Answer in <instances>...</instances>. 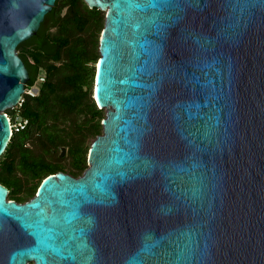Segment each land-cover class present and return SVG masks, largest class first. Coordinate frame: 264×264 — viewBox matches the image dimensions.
Masks as SVG:
<instances>
[{
	"label": "water",
	"instance_id": "95a60500",
	"mask_svg": "<svg viewBox=\"0 0 264 264\" xmlns=\"http://www.w3.org/2000/svg\"><path fill=\"white\" fill-rule=\"evenodd\" d=\"M55 1L0 0V154ZM85 1L103 131L81 175L0 183V264H264V0Z\"/></svg>",
	"mask_w": 264,
	"mask_h": 264
},
{
	"label": "trees",
	"instance_id": "16d2710c",
	"mask_svg": "<svg viewBox=\"0 0 264 264\" xmlns=\"http://www.w3.org/2000/svg\"><path fill=\"white\" fill-rule=\"evenodd\" d=\"M105 14L85 0H56L36 33L17 46L29 71L27 84L41 71L46 77L38 95L24 94L19 108L5 109L10 117L18 109L29 118L0 154V183L13 198L34 195L49 174L79 176L88 167V139L103 131L93 86Z\"/></svg>",
	"mask_w": 264,
	"mask_h": 264
},
{
	"label": "built area",
	"instance_id": "2783aa9c",
	"mask_svg": "<svg viewBox=\"0 0 264 264\" xmlns=\"http://www.w3.org/2000/svg\"><path fill=\"white\" fill-rule=\"evenodd\" d=\"M45 72L41 71L36 80L32 84H25L24 92L21 95L20 100L11 108H19L21 103L24 100V94L29 96H36L39 93V89L41 84L45 81ZM9 122H10V129H11V135L13 132H19L27 128L29 124V118L21 115L19 110L17 109L12 117L8 115Z\"/></svg>",
	"mask_w": 264,
	"mask_h": 264
},
{
	"label": "flooded vegetation",
	"instance_id": "af4514ba",
	"mask_svg": "<svg viewBox=\"0 0 264 264\" xmlns=\"http://www.w3.org/2000/svg\"><path fill=\"white\" fill-rule=\"evenodd\" d=\"M54 151H55V148H54ZM34 195H32V196H30V197H27V198H24V199H22V200H18V199H16V198H13L11 195H10V193H9V191H8V194H7V197H8V199H13V200H16V201H18V202H25V201H27V200H29L31 197H33ZM32 263V262H31ZM30 263V264H31Z\"/></svg>",
	"mask_w": 264,
	"mask_h": 264
},
{
	"label": "rangeland",
	"instance_id": "374dc122",
	"mask_svg": "<svg viewBox=\"0 0 264 264\" xmlns=\"http://www.w3.org/2000/svg\"><path fill=\"white\" fill-rule=\"evenodd\" d=\"M106 111H107V109L105 108V107H103V111H102V115L105 117V115H106ZM103 120V119H102ZM94 138L95 137H90L89 139H88V144L90 145L91 144V142L94 140ZM65 155V154H64Z\"/></svg>",
	"mask_w": 264,
	"mask_h": 264
}]
</instances>
